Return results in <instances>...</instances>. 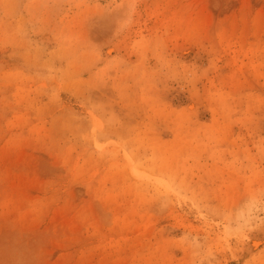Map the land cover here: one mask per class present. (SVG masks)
<instances>
[{
  "label": "rangeland",
  "instance_id": "374dc122",
  "mask_svg": "<svg viewBox=\"0 0 264 264\" xmlns=\"http://www.w3.org/2000/svg\"><path fill=\"white\" fill-rule=\"evenodd\" d=\"M0 264H264V0H0Z\"/></svg>",
  "mask_w": 264,
  "mask_h": 264
},
{
  "label": "bare ground",
  "instance_id": "6f19581e",
  "mask_svg": "<svg viewBox=\"0 0 264 264\" xmlns=\"http://www.w3.org/2000/svg\"><path fill=\"white\" fill-rule=\"evenodd\" d=\"M253 243L255 244V242H253ZM253 243H252V244H253Z\"/></svg>",
  "mask_w": 264,
  "mask_h": 264
}]
</instances>
